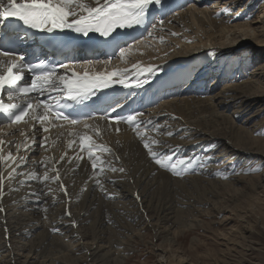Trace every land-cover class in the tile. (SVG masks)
<instances>
[{
	"label": "bare ground",
	"instance_id": "6f19581e",
	"mask_svg": "<svg viewBox=\"0 0 264 264\" xmlns=\"http://www.w3.org/2000/svg\"><path fill=\"white\" fill-rule=\"evenodd\" d=\"M167 1L170 0H161V4L159 6L169 5L166 4ZM200 1L203 0H189V2L187 3H190L188 4V6H190L195 5ZM257 1L258 0L225 1L228 2L230 6H235L236 4L242 3L240 4L241 8H239L235 13L225 11L226 9H222L221 13H216L215 11L207 12L205 10H198V7L196 6H191V8L184 14L182 11L185 8L180 7L182 10H179L180 8L174 10L172 13H169V15L163 20H152L150 24L151 26L148 28V31L145 33V35L130 44L131 47H128V51L125 53V56L127 54L126 61L120 67L123 68L122 70H120V72L125 73L126 79L133 73L145 75L148 72H140L138 71V69L133 68V65H138L140 69H148V67H151L153 69V75L159 76V78L156 79L155 84L151 85L150 87V90L153 91L151 93H154L158 89L163 88L164 90H167L166 93H168L166 94V98H164L158 105L139 112L143 113V117L139 118L136 122L137 126L140 128V131L144 134L145 139L153 138L159 141L158 144L152 146L153 149L158 153L164 154V152L168 150L171 157L184 159V154H186L187 152V159L191 158L192 160L193 156L195 155L194 151H188L186 146H183L180 143L182 141L179 142L173 139V141H170L171 137L175 138L174 136H177L179 134L178 131L184 129L190 130L193 133L192 137L194 138L191 142L205 140V142L207 141V143L210 145L212 152L215 149V145L221 144L230 148L231 152H233V154L235 155H242L245 158H249L254 161L260 160L264 162V137H253L252 135L253 133L257 132L256 130L260 125H248V118L250 117H245L247 112L251 114L252 117L257 118V115L260 114L261 109L264 106V84L262 83L264 79V64H257V67L255 66L251 73V76L246 78L245 80H242L241 82H239L240 80L238 82L233 80V78L237 74L232 76L231 72L227 71L230 64L233 66L235 65L236 68L234 69V72L236 71L239 73L242 70V66H238V64L241 62L240 60H242L245 56L244 49L251 50L253 54L262 52L264 50V28L260 29L258 25L260 23L263 25L261 27H264V21L260 20L261 18H264V4L262 5L263 9L259 10V13L262 12L261 17L257 15V17L252 18L254 14L251 12V8L256 5ZM85 2L93 3V0H85ZM209 9L212 10V8ZM161 21H163L162 24ZM153 25H155L156 27L153 28ZM149 31H152L153 33L151 36L148 35ZM173 33H175V35H173ZM151 37L157 38V40H154ZM152 44H154L155 46L153 45V47ZM170 49L171 51L167 52ZM216 49L217 51L212 52ZM139 51H141V53ZM211 56H215L216 59H213L215 60V62H213V60H208V58ZM234 58L238 59V61H234L233 63H231L233 61L232 59ZM120 59L121 58L118 57L114 61V63L111 64L112 66L110 64L105 65V63H102V73L107 74L114 71L113 66L116 67L115 63ZM219 59L220 61H218ZM217 62H221V65H216ZM213 63H215V65ZM204 64L208 65L204 66L202 71L198 72V67L203 66ZM211 71L214 72L211 73ZM193 72H198V74L196 75L197 77L192 78L191 73ZM59 74L63 75L66 73L60 72ZM211 76L212 84L217 79L215 86L219 84H225L226 82L232 83L226 85L218 93L212 96L205 97L208 93L214 90L213 85L212 90L204 87L206 81L209 80ZM241 76H243V74H241L239 78ZM239 78H236L235 80ZM114 80L117 81V77ZM197 81L198 83H196ZM183 82L188 83L183 84V90L179 92V94H177L174 88L179 83ZM197 88L200 90L197 94L185 92L182 93L186 90L192 92ZM203 95V98H198ZM234 103H237L235 107L233 106ZM232 106L235 108V110H233L231 115L226 114L225 111L219 112L218 110L219 107H221V109H226ZM127 112L129 113V116L134 115L132 114L131 110H128ZM169 112L173 113V115L175 114V117H177L176 119H178V121H175L176 119L173 118V115L172 117L169 116L170 114L168 115L169 118L167 119V113ZM240 112H243V114L245 112L244 116H242L241 118L238 117V114H241ZM237 118H239L240 121H238ZM149 120L151 121V123H148ZM85 124L89 125V127L85 128ZM33 125L34 124L30 122L19 130H13L9 132L0 129V139L5 141L4 145H0V149H2L0 150V155L8 157L10 154L11 157L15 158L14 160L6 159L4 161H0V172H2L5 177L3 195L0 196V208H3V211L0 212V223L4 225L2 236L7 234L8 232L12 234H15L17 232L16 235L18 233L20 235H23V233L28 230V228H26L25 230L24 227H21V225L24 224L21 223V221L29 222V216L26 219L17 217V220L13 223L15 224L14 228L10 227V223L6 221V216H4V209L8 210L9 207H12L11 209H13L14 206H11L13 204L15 206L19 205L17 204L19 198L13 194L15 193L14 191H17L15 194L18 193L16 187L25 186V188L20 192H24L23 196H25L24 198H26L25 201L28 203V205L29 203L37 205L36 207L33 206V209L38 210L37 214L39 218H45L42 219V221H47V214L49 215V213L52 212V209L43 213L37 208H44L48 205V202L47 204H44L45 201L43 200V197L49 195L52 197L51 199L54 198V200L60 202L62 200V202L67 203L64 207L67 209L65 210L66 213L63 211L62 213H65V215L69 217L73 221V223L75 221L79 225L77 231L82 228L81 226H84L82 228L84 238H86L85 236L87 235V237L89 238L88 240H91V242L86 243L79 242L81 244H85L82 245L84 247H80L79 245L76 246L70 243H66V238H64L66 235L62 237L61 240H59L61 237L60 235H53L51 234L52 232L49 233V231L46 232L47 229L45 230L44 235L40 234L41 232H39L38 234H35L34 237L30 240H27V245L26 243H21L22 246L24 245V249L29 248V253L32 252V255H34V253H36V250L39 249L40 253H36L37 255H44L45 257H48L49 261L44 259L39 264H52L53 260H50V257L52 256L49 257L46 256V254L52 255V251L54 250H57V252L60 253L62 251L58 249H60V247L62 246L63 248L80 247L89 251L93 250V255L98 253V248L101 250L100 253H104L106 255H109V253H113L110 251V247L108 248V251L105 250V248H107L106 246H96L97 241H103L104 238L102 237L108 232V228L104 227L105 223L102 217L103 213L101 215V208H108V206H103L102 203L104 202L99 201L100 196L96 190L98 188L96 187V189H92L90 188L92 184L89 185V183H87L88 187L83 188V195L79 191V194L82 195V198L79 197L80 201H77V197V200L75 198L79 182L84 181L86 178L97 179V170H100L101 168H103V171L101 172L98 180L100 181V185H102V187L99 185V190L102 191L105 196H107L110 194V191L120 189L118 198H120L121 200L122 198L127 199L126 201H128V205L133 200V203H136L137 206L144 205V210L142 211L146 214L148 220L156 219V222H158L161 220L162 216L166 217L170 214H175L178 217L181 212L194 215V210H197L196 213L200 212L201 215L203 214L201 213L200 209H195L191 203L186 204V206H188L187 208L185 207L186 209H178L174 207L172 208V206L175 205V203H171V200L174 196L173 191L175 189V191L178 190V186L177 188H173L174 186L178 185L176 179L171 181L166 173L157 169V167L159 166L157 164H154V161L143 146V141L133 130V127L129 126L126 120L124 122H111L95 119L78 124L72 128H56L53 130H50L49 127L45 124L38 123L34 125L35 129H37V131L35 132L33 131ZM174 125H177V127L175 129H171ZM45 127L48 128V131L43 130V128ZM117 128H119V131H116ZM97 129L100 130L99 135H97ZM149 129L153 131V133L152 131L149 132L153 135L148 133ZM161 129H163L162 131L170 129L172 135H168L167 132H160ZM40 131L42 133L39 134ZM175 132H177V134ZM21 133H23V135ZM81 136L91 137V141L85 140V147H87L90 142H93L97 145H103L107 149H110V151H93L94 156L100 157V161L97 162V165H100L101 161L107 162L106 165L104 164L100 165L99 167L97 166V170L95 171V173L94 171H92V166L89 163H86V161H92L89 160L88 153L82 151L80 147ZM154 136H156V138ZM157 136L160 138H158ZM165 142H170L167 148L162 146V143ZM210 148H203V152L206 155V158H210V156L208 155V150H210ZM102 152H108V154H112V157L113 154L116 153L114 156L117 162H114L108 157H104L106 153ZM101 154H103L104 156L101 157ZM61 155L65 157L63 159V162H65L66 158L70 160L67 161L69 162L67 164L60 162L57 166L55 165L56 169L59 172L60 179L58 181H54V183L52 181L51 182L55 186L54 189H58L57 193L55 195V190L52 193H49V191L45 193V187H42V185L45 184V180L42 179L45 175V173L43 172L47 171L50 172L47 173L48 176L49 174H52L51 176H55L57 174L56 171H51L50 169L52 168L54 163L59 162V158ZM78 155L82 156L83 158L77 160L76 157ZM116 155H118L119 157ZM145 156L152 162V164L147 161L148 159H146ZM20 157H23L24 160L21 161ZM12 168H16L14 178L7 179V173L11 171ZM112 168H118V170L115 171L118 174H116L115 176L111 174ZM121 168L124 169L123 172L119 171V169ZM216 168L218 169L219 167L217 166ZM216 168L213 167L211 170L216 171ZM33 172L37 176L41 177V179H29L28 174ZM38 172H40V175ZM160 175L167 176V178H163ZM189 179L192 181H186L184 179L185 182H182L183 180H180V182L187 187L194 186L195 189L199 188L197 191L203 190L206 185H213V182L203 181L199 177H189ZM69 182H72L73 184L71 185V183L69 184ZM263 182L264 170L260 175L250 176L246 178L241 176L229 177L225 181L217 183L222 186L221 193L227 196V198L224 199H226L225 201L228 203L229 199L233 198L238 200L240 199V196L243 197L246 192L249 193L250 196L252 195L251 197L254 196L253 200H255L254 202H257L258 206V211L256 213L260 215L262 205L260 203L261 198L259 197V192L257 190L264 187ZM61 183L65 186L67 194H65V190H62L60 188ZM74 184H76L77 186L75 187V189L70 190V188L74 186ZM122 191L125 193V196L127 194L129 197H124ZM262 192L264 193L263 190ZM7 193H9V195ZM44 193L46 195H44ZM113 195L115 196V193ZM204 199L208 201V199L203 198L202 200L204 202ZM93 201H95V204L98 205V214L93 217V220L90 224L86 225L85 220H83L82 218L87 214H90L89 212L92 209L91 207ZM225 201L223 200L221 204L214 201V209L217 208L219 210V208L222 207ZM251 201L252 200L249 199L247 200V202H250L248 203V205L253 209L255 208V204H253L254 202ZM118 202L114 203L113 205L116 209H118ZM21 203L23 209L27 208L24 202ZM72 203H75V205L77 206L74 212H70L68 210V206ZM146 208L149 209L147 210ZM228 208H230V211L233 212L235 210H233V207H231L230 205H226L224 209ZM30 209H32V207H30ZM226 211H229V209ZM143 216L145 215L143 214ZM193 217L194 218H191L188 224H185L183 221L184 224L182 225V227L184 229H190L192 225H194L192 223L195 222V217L197 216ZM241 217L242 219L243 217L245 218V216ZM87 218L89 219L91 217L88 216ZM108 218L110 219V217ZM167 220H169V217L167 218ZM105 221H107V219ZM199 221L201 222V220ZM181 222H178L179 225L177 226V228L181 225ZM254 222L256 223V221ZM219 223L217 222V224ZM248 224L249 222L246 220L244 225H242L243 229L247 230ZM154 225L155 224H152L153 227ZM47 226H49V224ZM160 228L161 227L159 226L156 231ZM177 228H175V230L173 229L174 231L171 233V238H168L167 240L170 243L174 241L176 237L178 239V236L182 233V230H176ZM166 231H168V229L164 226V228H162L159 233H156L155 236H158L162 232ZM79 232L81 234L80 230ZM112 232L113 231H110L109 233ZM220 235V240L225 241L224 243H226L227 245L230 241H234V238H231L227 233L221 232ZM58 240L60 241V243ZM50 242H52V244ZM29 244L30 247H27ZM161 246L162 244L157 245V250L160 252V254H157V264L189 263L188 261H190V259H187V257H183L184 255L177 254L174 250H171V246L168 247L169 250H167L166 247L164 248ZM189 246L190 249L194 247L192 245ZM226 248L228 247L226 246ZM195 249H197V247ZM26 257L30 258L28 257V255ZM59 257L61 256H58L56 259H59ZM101 257L103 258L104 256ZM190 264L197 263H195L192 259Z\"/></svg>",
	"mask_w": 264,
	"mask_h": 264
},
{
	"label": "rangeland",
	"instance_id": "374dc122",
	"mask_svg": "<svg viewBox=\"0 0 264 264\" xmlns=\"http://www.w3.org/2000/svg\"><path fill=\"white\" fill-rule=\"evenodd\" d=\"M225 1H228V0H203V1L196 3L195 5L188 6V4H187L184 7L185 9H183L182 12L185 14L191 8V6L198 7V10H205L207 12L215 11L216 13H221L222 9H226L227 11H230V13H232V12L235 13L239 8H241L240 4H242V3L236 4L235 6H230V4L228 2H225ZM263 4H264V0H258L256 5L253 8H251L252 11L249 10L254 14L252 16V18L257 17V15L261 17L262 12L259 13V10L263 9L262 8ZM209 8H212V10H210ZM177 12H179V11H177ZM260 20L264 21V18H261ZM258 25H259L260 29L264 28V27H261V26H263L262 24L259 23ZM263 33H264V29H263ZM152 39L157 40V38H152ZM153 45L154 44H152V46ZM150 49H152V48H150ZM244 50H245V52H244L245 56L243 57L242 60H240L241 62L238 64V66H242V68H241L242 70L239 73L236 71L234 72V69L236 68L235 65L234 66L232 65V67L227 69V71L231 72L232 76L237 74L233 78V80L237 81V82L239 80H240L239 82H241L242 80H245L246 78L250 77L253 69L255 68V66L257 64H262V65L264 64V50L262 52H258L255 54H253L251 52V50H246V49H244ZM170 51H171V49L168 50L167 52H170ZM215 51H217V49L212 51V52H215ZM139 52L141 53V51H139ZM213 59H216L215 56H211L208 58V60H213ZM124 60H125V58L118 60V62H116V65L117 66L121 65L122 62H124ZM232 60L238 61V59H236V58H234ZM218 61H220V59ZM233 61L231 63H233ZM244 61H246V62H244ZM213 62H215V60H213ZM220 63L221 62H217L216 65L219 66ZM213 64L215 65V63H213ZM248 64H250V65H248ZM207 65L208 64H205V65L199 67L198 69L201 70L204 68V66H207ZM241 74H243V76L240 77L242 79L239 78V76ZM236 78H239V79L235 80ZM216 81H217V79L212 84V76L210 77L209 80L206 81V84L204 87L208 88L209 90H212V85H213L214 90L211 91L210 93H208L205 97L212 96V95L218 93L226 85H229L232 83V82H226L225 84H219V85L215 86ZM196 83H198V81ZM262 83L264 84V79H263ZM190 96H192V95H190ZM203 97H204V95L201 97H198V98H203ZM236 105H237V103L233 104L234 107ZM233 106L228 107L226 109H221V107H219L218 110H219V112L225 111L226 114L231 115L233 110H235V108ZM240 113L241 114H238L239 118H241L245 114V112H244V114H243V112H240ZM168 115L172 117L173 113H170V112L167 113V119L169 118ZM175 116L176 115L174 114L173 115L174 119L177 118ZM235 117H237V116H235ZM245 117L246 118L250 117V118H248L249 119L248 125H250V126L254 125V124L260 125V126H258V128L256 130L257 132L252 134L253 137H258V136L264 137V121H263V119H264V106L262 107L260 114L257 115V118L252 117L251 114H249L247 112H246ZM239 118H237L238 121H240ZM246 118H244V119H246ZM175 121H178V119H176ZM176 127H177V125H174V126H172L171 129H175ZM149 130H148V133L152 131V130H150V131ZM162 130L163 129H161L160 132L169 133L171 131L170 129H168L166 131H162ZM152 133H153V131H152ZM152 133H149V134H152ZM175 133L177 134V132H175ZM178 133L179 134L177 136H174L175 138L171 137L170 141L172 139L177 140L179 142L182 141L180 143L183 146H186L188 151H190V150L194 151L195 155L193 156V158L191 160L192 164L188 163V160H189V159H187L188 153L186 152V154H184V160L187 162L188 166L186 169H183L181 175H175L171 171H168V170H165V169H162L159 167H157V169L166 173L169 176V178L171 179V181L176 179V182L178 184V185L173 187V188H177V186H178L177 189L179 191L178 190L175 191L176 189L173 191V194H174L173 198L175 196L176 197L174 199L172 198V200H171V203H173V204L175 203V205L172 206V208L174 207V208H178V209H184L185 207L186 208L188 207V206H186V204L191 203L195 209L196 208L200 209L201 213H203L202 215L200 214V212L196 213L197 210H194L193 211L194 215L185 214V213L181 212L178 217L175 214H170L169 216H166L167 218L169 217V220H167V218L164 216H162L161 220L158 222H156V219L148 220L146 214L142 211V210H144V205L137 206L136 203L135 204L133 203L134 200L132 202H130V204L128 205L127 204L128 201H126L127 199L122 198V200H121L120 198H118L120 189L119 190L118 189L112 190V191H110L111 195L109 194V195L105 196L104 193L99 190V185L96 183V180L99 179V176L101 174V171L99 169L98 170L96 169L97 175H98L97 179L86 178L82 182L78 181L79 182L78 186L76 184H74V186H72L70 188V190H73V189H75L76 186L78 187L75 198L77 197L78 200H77V198H76V200L80 201L79 199L82 198V195L84 193V192H82L83 188L88 187L87 183H89V185L92 184L90 186V188H92V189H96V187L98 188L96 190L100 196L99 201L104 202V203H102L103 206L104 205L108 206V208L107 207L101 208V215L103 213L102 217H103V220L105 223L104 227L108 228V232L106 234H104V236L102 237V238H104L103 241L102 240L97 241L96 246L97 247H98V245L106 246L107 248H105V250L109 251V249H110V251L113 253H109V255H106L104 253H100L101 250L98 248V253L93 255L92 254L93 250L89 251L87 249L80 248V247H84V246H82V245H85L83 243L91 242V240H88L89 238L87 237V235L85 236L87 239L84 238V235L82 233V228L84 226H81L82 228L79 229L81 231V234H80L79 230L77 231V229L79 228V225L75 221L73 223V221L65 215V213H66L65 210H67V209L64 207L67 203L62 202V200L60 202V201L54 200V198L51 199L52 197L49 195L46 196L47 198L44 196L43 197L44 198L43 200L45 201L44 204H47V202H48V205L44 208H37V209H39L43 213L50 211L52 209L51 210L52 212L49 213V215L47 214L48 217L46 219L47 220L46 222L42 221V219H45V218H43V217L39 218L38 214H37L38 210L33 209V206L36 207L37 205L30 204V203L28 205V203L25 201L26 200V198H24L25 196H23L24 192H20L22 189L25 188V186H18V187H16V190H18L17 194H15L17 191H14L15 193H13V192H10V193H13L16 197L19 198V200L17 201V204H19V205L18 206H15L14 204L11 205L14 207H13V209H11L12 207H9L8 208L9 211L7 209H4V211H5L4 216H6L5 217L6 221L10 223V227H13V228L15 227V224H13V223L17 220V217H20L21 219H26L29 216V219H30L29 222L26 220H25L26 222L21 221V223H24L23 225H21V227L22 228L24 227L25 230H26V228H28V230H26L25 233H23V235H20L19 233H18L19 235L18 234L16 235L17 232L15 234L8 232L7 234H5L6 236L5 235L2 236V230H3L4 225L2 223H0V233H1L0 234V264H24V263H26V264H39L44 259L49 261L48 257H45L44 255H42L43 256L42 257V256L36 254V253H38V254L40 253L39 249H37V250L35 249L36 253H34V255H32V252L29 253V248L24 249L23 248L24 245L22 246L23 243L28 242L27 240H30L31 238H33L35 234H38L39 232H41L40 234L44 235L46 229H47L46 232L49 231V233L52 232L51 234H53V235H60L61 237L59 240H61L62 237H64L66 235L64 237V238H66L65 239L66 243H70V244H73L76 246L77 245L80 246V247H76V248L73 247L74 248L73 249L72 247L63 248V246L61 245L62 247H60V249H58V250H61L62 252L59 253V252H57V250H54L55 252L52 251V253H53L52 255L46 254V256H49V257L52 256V257H50V260H53L52 264H157V260H158L157 254H160V252L157 250V245H161V244H162L161 247H164V248L166 247L167 250H169L168 247L171 246V248H172L171 250H174V251H176L177 254L184 255L183 257H187V259H190V261H188L189 263L187 262L188 264L191 263L192 259L197 264H264V196H263L264 193L262 192V190L264 191V187L259 188L257 190L259 192V197L261 198L260 203L262 205L261 214L259 215L256 213L258 211V206H257V202H254L255 200H253L254 196L251 197L252 195L250 196V194L246 192L243 195V197L240 196V199H238V200L233 199V198L229 199V203H228L225 201L226 199H224V198H227V196H225L221 193L222 192V186H220V184L217 183V182H223L226 179H228L229 177L241 176V177L246 178V177H250V176L260 175L262 173V171L264 170V162H262L260 160L254 161L252 159L245 158L242 155H235V154H233V152H231L230 148H228L224 145H221V144L215 145V149L212 152L210 145L207 143V141L205 142V140L191 142L194 137H192L193 133L190 130L181 129V131H178ZM154 137L156 138V136H154ZM158 138H160V137H158ZM185 140H187V141H185ZM164 144H167V145H164ZM168 144H170V142H165V143H162V146L167 148ZM203 148L204 149L210 148V150H208L209 154L207 153L210 156V158H206V155L203 152ZM98 151H100V150H98ZM102 153H106V155L104 156L103 154H101V157L102 156L108 157L111 160H113L114 162H117L116 158L114 156L116 153L113 154V157H112V154H110V153L108 154V152H102ZM164 154L170 155L168 150L166 152H164ZM109 155H110V157H109ZM116 156H118V155H116ZM171 158H172V161H175L177 159L176 157H171ZM211 158H212V161H211ZM214 158H217V159H214ZM146 159H148V158L146 157ZM147 161H149L152 164V162L149 159ZM86 163H89L92 166V162L86 161ZM106 163L107 162H103V163H100V165H104V164L106 165ZM100 165H97V166L99 167ZM210 166H212V167H210ZM217 166L219 167L218 169L216 168ZM200 167L203 169H201ZM213 167L216 168V171L211 170ZM91 168H92V171H94L93 167H91ZM182 168H183V166H182ZM115 169L118 170V168H115ZM46 172H43V173H46ZM38 173L40 175V172H38ZM47 173H50V172H47ZM217 173H220V174H217ZM111 174L115 176L118 173L111 170ZM207 174H208V176H207ZM51 175L52 174H49V177H52ZM160 176H162V175H160ZM162 177L167 178V176H162ZM189 177H193V178L199 177L203 181L213 182V185H210V186L206 185L203 190L197 191L199 188L195 189L194 186L187 187V186L181 184L180 180H183L182 182H185V180L186 181H188V180L192 181L189 179ZM87 180H89V181H87ZM218 180H220V181H218ZM51 181L52 180L45 181V184L47 183L46 184L47 186L45 184L42 185V187H45V193L48 191H49V193L50 192L52 193L55 190L54 189L55 186L53 185L54 181H52L53 183ZM92 181H93V183H92ZM72 182H69V184L71 183V185H72L73 184ZM57 190L58 189H56L54 192L55 195L57 193ZM79 191H80V193H82V195L79 194ZM45 193H44V195H46ZM112 193L113 194L115 193V196ZM122 193H123V195L125 194L123 191H122ZM7 194L9 195V193H7ZM124 197H129V196L126 194V196L124 195ZM55 198H56V196H55ZM117 198H118V200H117ZM203 198L208 199V201H206L204 199L205 200V202H204L202 200ZM248 199L252 200L251 202H254L253 204H255V208L252 209V207H250L248 205V203H250V202H247ZM223 200L225 201V203H223L222 207H220L219 210L217 208L214 209L213 202L216 201L219 204H221ZM21 202H24L25 206H27V208L23 209ZM116 202L119 203L118 209H116L113 206L114 203H116ZM95 203H96L95 201L92 202V207H91L92 209L89 212L90 214H87L86 216H84L82 218L83 220H85L86 225L90 224L93 220V217L98 214L97 211L99 208H98V205H96ZM226 205H230L231 207H233V210L235 209L234 212L230 211V208H228L229 211H226V210H228V209H224ZM237 205H238V207H237ZM30 207H32V209H30ZM76 207L77 206L75 205V203H72L68 206V210L70 212H74ZM109 207H112V208H109ZM146 209L148 210L149 208H146ZM34 210H35V212H34ZM62 211L65 213H62ZM108 211H109V213H108ZM152 211H154V210H152ZM127 214H129V215H127ZM143 214L145 216H143ZM105 215H107V216H105ZM13 216H15V217H13ZM88 216H90L91 218L88 219L87 218ZM190 216H192V217H190ZM193 216H197V217H195L196 218L195 222L192 223L194 225H192V227L190 229H184L182 227V225L184 223L188 224L190 219L194 218ZM241 216H245V218L243 217V219H242ZM108 217H110V219ZM62 218H64V219H62ZM106 219H107V221H105ZM199 220H201V222L203 224H209V225H203ZM246 220L249 222V224L247 226V230L243 229V226H242V225H244ZM183 221H184V223H183ZM211 221L214 223H212ZM254 221H256V223ZM178 222H181V225L177 228V226L179 225ZM217 222L218 223L220 222V223L217 224ZM25 223H26V225H25ZM48 224H49V226H47ZM152 224H155L154 227L152 226ZM159 226L161 228L156 231V229H158ZM164 226L167 227L168 231L162 232L160 235L155 236V234L159 233V231L162 230V228H164ZM175 228H177L176 230L180 229L179 231L182 230V233L178 236L179 237L178 239L176 237L175 240L170 243L167 240H168V238H171V233L175 230ZM110 231H113V232L109 233ZM77 232H78V234H77ZM221 232L229 234V236L231 238H234V241H230L228 245L226 243H224L225 241L220 240V238H221L220 233ZM60 233H62V234H60ZM82 235H83V237H82ZM65 240H64V242H65ZM49 241H51V240H49ZM79 242H83V243L81 244ZM50 243L52 244V242H50ZM59 243H60V241H59ZM27 244L28 243H26V245ZM189 245H192L194 247H192V249H190ZM93 246H95V245H93ZM195 246L197 247V249H195L196 248ZM226 246L228 248H226ZM27 247H30V244ZM61 248H63L64 250ZM89 248H90V246H89ZM66 249L69 251H67ZM196 251H197V253H196ZM104 252H106V251H104ZM27 255L30 258H27L26 257ZM100 255L104 256V257L102 258ZM58 256H61V257H59V259H56ZM52 258H54V259H52Z\"/></svg>",
	"mask_w": 264,
	"mask_h": 264
},
{
	"label": "snow or ice",
	"instance_id": "6c2138e0",
	"mask_svg": "<svg viewBox=\"0 0 264 264\" xmlns=\"http://www.w3.org/2000/svg\"><path fill=\"white\" fill-rule=\"evenodd\" d=\"M160 4L161 0H102V2L101 0H93V3H86L85 0H0V19L7 20L8 18H15L28 28L48 33L54 30L63 31L70 29L84 36L97 33L101 37L107 38L112 36L117 29H129L145 24L150 7L153 5L159 6ZM162 23L163 21H161ZM155 27L153 25V28ZM152 34V31H149L148 35L151 36ZM127 51L128 48H120L118 53L119 57L123 59ZM0 57L9 58L0 59V92L7 91L10 99H14L16 94L24 98L23 102L19 104H6L0 101V113L5 114L13 124L21 121L27 123L28 120H31L41 122L42 124L49 123L55 126L54 121L57 117L71 125H77L80 122L77 118L71 117L61 111H56V108L64 107L59 102L53 105L46 100H40L38 97L33 102L29 96L30 93L35 92L40 95H43L45 92L62 93L66 100L80 103L88 99L95 91L109 87L114 77H117V83L124 85V87L129 86L126 82L124 72L89 74L85 71L83 74H78L72 71L69 76L67 74H59L54 68H47L44 62L39 64L25 63V57L17 56L13 51L0 49ZM59 67L68 69V66L64 64L59 65ZM132 67L138 69L140 72L151 71V68L140 69L138 65H133ZM25 71L33 73L31 84L21 86L20 82L24 78ZM143 83H147V81L138 82L137 86H142ZM68 106L71 107V105ZM113 111H115V108ZM142 117L143 113H136L128 116L126 122L130 127H133V130L141 138L144 148L155 164L162 169L171 171L175 175H181L183 169H186L188 164H186L184 159H177L173 162L170 155L158 153L153 149L152 146L158 144L159 141L153 138L145 139L144 134L136 124L137 120ZM101 119H106V117H101ZM148 123H151V121L149 120ZM84 126L85 128L89 127L87 124ZM43 130L48 131V128L45 127ZM33 131H37L34 125ZM116 131H119V128ZM96 132L99 135L100 130L97 129ZM21 134L23 135V133ZM167 134L172 135L171 132ZM85 140L91 141V137L81 136L80 147L82 151L88 153V158L92 161V167L95 173L97 161H100V157L94 156L93 151H110V149L93 142H90L85 147ZM4 144L5 141L0 139V145ZM81 158L79 155L76 157L77 160ZM6 159L14 160L15 158L11 157L10 154L8 157L0 155V161ZM60 159L63 160L64 157L61 156ZM20 160L22 161L24 158L20 157ZM101 163L103 162L101 161ZM188 163H191V158H189ZM50 170L56 171L57 174L49 177L46 172L42 179L45 181H58L60 176L55 164H53ZM111 170L114 172L117 171L115 168ZM100 171L102 172L103 168ZM119 171L123 172L124 169L121 168ZM15 173L16 168H12L7 173V179L14 178ZM28 177L29 179H41L34 172L29 173ZM4 180L5 177L0 172V196L3 195ZM96 183L100 185L98 179ZM100 186L102 187V185ZM60 188L65 190V194H67L65 186L62 183L60 184ZM2 211L3 208H0V212Z\"/></svg>",
	"mask_w": 264,
	"mask_h": 264
}]
</instances>
